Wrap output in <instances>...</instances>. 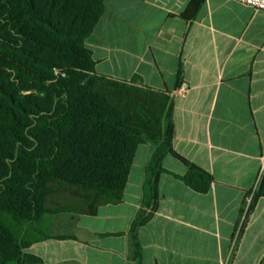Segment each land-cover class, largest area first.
<instances>
[{"label": "crops", "instance_id": "0c3cea01", "mask_svg": "<svg viewBox=\"0 0 264 264\" xmlns=\"http://www.w3.org/2000/svg\"><path fill=\"white\" fill-rule=\"evenodd\" d=\"M85 45L96 76L170 101L158 206L133 244L156 151L145 143L120 203L46 219L50 238L25 253L36 264H264V11L237 0H105ZM170 149L211 175L206 193L176 177L187 166Z\"/></svg>", "mask_w": 264, "mask_h": 264}, {"label": "trees", "instance_id": "16d2710c", "mask_svg": "<svg viewBox=\"0 0 264 264\" xmlns=\"http://www.w3.org/2000/svg\"><path fill=\"white\" fill-rule=\"evenodd\" d=\"M105 0H0V264H36L25 253L62 214L94 216L121 202L140 145L156 151L145 168L142 204L130 228L158 206L161 156L172 137L168 97L94 74L85 41ZM163 141L165 145L159 143ZM177 176L206 193L209 173Z\"/></svg>", "mask_w": 264, "mask_h": 264}, {"label": "built area", "instance_id": "2783aa9c", "mask_svg": "<svg viewBox=\"0 0 264 264\" xmlns=\"http://www.w3.org/2000/svg\"><path fill=\"white\" fill-rule=\"evenodd\" d=\"M237 1L240 2L241 4L251 7L253 10L264 11V0H237ZM185 91L186 89L184 87H180L175 92H173V94L183 95ZM262 162H263V167H262L260 175H262V172L264 170V156L262 158Z\"/></svg>", "mask_w": 264, "mask_h": 264}]
</instances>
